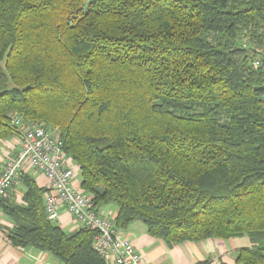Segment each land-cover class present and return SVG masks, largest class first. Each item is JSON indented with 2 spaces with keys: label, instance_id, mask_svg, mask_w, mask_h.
I'll return each mask as SVG.
<instances>
[{
  "label": "trees",
  "instance_id": "16d2710c",
  "mask_svg": "<svg viewBox=\"0 0 264 264\" xmlns=\"http://www.w3.org/2000/svg\"><path fill=\"white\" fill-rule=\"evenodd\" d=\"M263 48L264 0H0V139L14 114L43 126L116 229L247 236L235 264H264ZM20 181L21 203L0 200L12 245L109 264L94 229L49 221L46 188Z\"/></svg>",
  "mask_w": 264,
  "mask_h": 264
},
{
  "label": "built area",
  "instance_id": "2783aa9c",
  "mask_svg": "<svg viewBox=\"0 0 264 264\" xmlns=\"http://www.w3.org/2000/svg\"><path fill=\"white\" fill-rule=\"evenodd\" d=\"M12 123L17 127L19 149L0 170V200L10 197L11 185L20 180L24 166L29 164L47 180L43 208L49 221L57 223L60 210H65L78 227L96 231L94 248L110 264H147L133 242L115 228L113 216L95 208L92 197L81 189L79 180H75L77 167L63 152L61 142L43 126L25 122L16 114Z\"/></svg>",
  "mask_w": 264,
  "mask_h": 264
},
{
  "label": "crops",
  "instance_id": "0c3cea01",
  "mask_svg": "<svg viewBox=\"0 0 264 264\" xmlns=\"http://www.w3.org/2000/svg\"><path fill=\"white\" fill-rule=\"evenodd\" d=\"M18 149L19 143L15 135L0 139V170L3 162L9 157H14ZM23 173L32 177L38 185L46 186L47 180L42 173L29 164L24 166ZM24 190L25 186L19 180L10 189L9 202L21 203ZM2 209L0 204V226H11L10 219ZM99 209L113 217L117 211L113 204L102 205ZM56 224L65 231H72L78 227L70 214L62 209ZM120 232L124 238L133 242L147 264H197L204 260H209L208 264H221V262L235 264L237 249L250 245L247 236H242L229 239L206 238L201 241H184L167 246L160 238L150 235L144 223L139 220L131 222ZM0 264H60V261L47 251L12 245L0 229Z\"/></svg>",
  "mask_w": 264,
  "mask_h": 264
},
{
  "label": "rangeland",
  "instance_id": "374dc122",
  "mask_svg": "<svg viewBox=\"0 0 264 264\" xmlns=\"http://www.w3.org/2000/svg\"><path fill=\"white\" fill-rule=\"evenodd\" d=\"M263 51H264V48H263ZM78 179H80V175H79V173L76 171V173H75V180L77 181ZM140 221V220H139ZM60 261V260H59ZM60 264H63V262L62 261H60ZM110 264V263H109Z\"/></svg>",
  "mask_w": 264,
  "mask_h": 264
},
{
  "label": "bare ground",
  "instance_id": "6f19581e",
  "mask_svg": "<svg viewBox=\"0 0 264 264\" xmlns=\"http://www.w3.org/2000/svg\"><path fill=\"white\" fill-rule=\"evenodd\" d=\"M254 63H255V62H254ZM14 184H15V183H14ZM14 184L11 185V188L13 187Z\"/></svg>",
  "mask_w": 264,
  "mask_h": 264
},
{
  "label": "clouds",
  "instance_id": "9594fccd",
  "mask_svg": "<svg viewBox=\"0 0 264 264\" xmlns=\"http://www.w3.org/2000/svg\"><path fill=\"white\" fill-rule=\"evenodd\" d=\"M9 199V198H8Z\"/></svg>",
  "mask_w": 264,
  "mask_h": 264
}]
</instances>
